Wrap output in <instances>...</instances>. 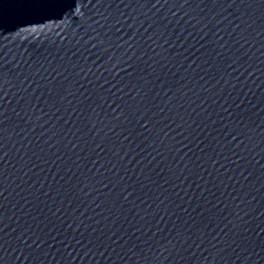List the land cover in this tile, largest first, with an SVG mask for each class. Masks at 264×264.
<instances>
[{
	"label": "water",
	"instance_id": "water-1",
	"mask_svg": "<svg viewBox=\"0 0 264 264\" xmlns=\"http://www.w3.org/2000/svg\"><path fill=\"white\" fill-rule=\"evenodd\" d=\"M0 264H264V0H0Z\"/></svg>",
	"mask_w": 264,
	"mask_h": 264
}]
</instances>
